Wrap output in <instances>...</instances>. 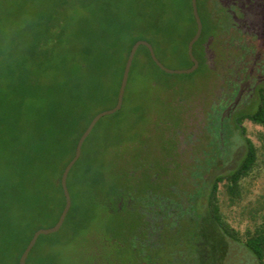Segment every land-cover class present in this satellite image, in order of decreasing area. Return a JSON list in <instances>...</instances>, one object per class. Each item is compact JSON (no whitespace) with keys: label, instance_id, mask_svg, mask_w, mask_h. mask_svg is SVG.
I'll list each match as a JSON object with an SVG mask.
<instances>
[{"label":"trees","instance_id":"obj_1","mask_svg":"<svg viewBox=\"0 0 264 264\" xmlns=\"http://www.w3.org/2000/svg\"><path fill=\"white\" fill-rule=\"evenodd\" d=\"M252 2L197 0L203 32L193 49L200 63L193 74H166L146 47L139 48L123 108L96 125L69 174L72 207L62 228L40 237L27 264H60L58 250L78 244L85 250L84 264H140L134 257L144 251L134 250V235L148 223L149 209L154 213L162 206L189 207L201 214L202 225L199 218L191 219L185 244L196 255L194 264H245L233 256L231 243L244 250L247 264H264V218L240 238L225 220L218 196L224 184L235 203L241 198V182L257 166L259 149L242 124L249 120L264 126V87L252 107L226 117L220 114L224 102L213 108L203 174L195 175L203 176V188L193 186L192 176L187 177L192 188L186 190L168 178L167 170L154 175L140 104H132L129 126L105 123L126 113L136 82L163 108L183 93L177 102L181 110H173L181 118L183 103L195 91L191 81L218 75L232 29L256 28L264 39L261 17L256 14L257 20L249 24ZM196 32L192 0H0V264H19L34 234L57 224L66 204L62 174L92 120L116 107L132 47L147 41L167 68L189 69L188 45ZM231 123L240 132L245 154L236 168L222 175L216 165L228 155ZM163 141L170 145L157 150L164 156L158 165L171 172L172 158L166 153L175 146L171 139ZM156 203L160 205L155 208ZM166 234L165 243L172 244H166L167 257L175 243L179 246V235Z\"/></svg>","mask_w":264,"mask_h":264},{"label":"rangeland","instance_id":"obj_2","mask_svg":"<svg viewBox=\"0 0 264 264\" xmlns=\"http://www.w3.org/2000/svg\"><path fill=\"white\" fill-rule=\"evenodd\" d=\"M253 3L252 0H249ZM255 9H253V15L250 25H253L254 21L257 20L256 14L259 16V23L264 24V0H255ZM250 30V29H249ZM251 32L255 35H259L258 29L253 28ZM264 36V33L262 34ZM264 41V39H262ZM264 43V42H263ZM226 57L225 55L223 58ZM217 76L212 79L205 81L200 78H196L191 81L195 91L191 94L188 101L183 103L184 113L181 118L177 114H173V110L176 107L181 110V104L177 103L180 96L183 93H177L176 98L172 104L167 107L160 106L159 102H155L154 95H150L145 92V85L143 83L136 82L132 87V91L128 94L130 98V105L128 110L122 117H118L109 121L106 124H111L117 121L123 122L125 126H129L131 123L130 115L134 103L140 104L145 111H143L144 123L140 124L142 134L149 137L151 142L149 145V162H153L154 168L153 173L157 177L162 175V171H169L167 176L172 180L178 182L180 189H191V184L187 182L189 175L188 169L191 164L195 162V159H199L201 152L205 151V147L209 142L207 141L208 132L211 133L210 125V114H212L213 108H218L222 102L224 106L234 97L226 98V92L228 91L229 75L223 71L221 62L217 66ZM187 88H188V84ZM188 90H190L188 88ZM190 92V91H188ZM229 99V100H228ZM254 100V99H253ZM252 101H249L248 96L244 97L246 105L252 107L254 105ZM244 103V102H243ZM133 104V105H132ZM226 108V107H225ZM222 109V107H220ZM219 110V109H218ZM222 114V110L221 113ZM234 117V124L236 123ZM232 124V123H231ZM234 124L229 128L228 136V155L226 158L217 163L216 167L218 173L227 175L231 170L237 167L238 163L243 159L245 154V144L240 135V132L235 129ZM242 126L246 129V136L252 140L255 146L259 149L258 152V163L252 173L241 182V198L235 203H231L224 184L219 186V204L221 212L225 220L231 225V227L239 233L240 238H245L248 231H254L256 225L263 222L264 218V126L260 124H254L249 120H245ZM226 132V131H225ZM227 135V132H226ZM167 136V137H165ZM168 141L173 140L175 150L166 153L171 157L172 171L167 168L162 169L158 165V159H164L157 150H160L162 146L169 147L170 144H166L163 139ZM174 151V155H173ZM154 160V161H153ZM157 164V165H156ZM219 167V168H218ZM169 168V169H170ZM157 205L154 204L156 208ZM151 212L153 209H149ZM95 228H93L94 230ZM169 245V240H167ZM88 248V247H87ZM86 249V248H85ZM234 255L237 256L239 261L245 260V264L249 260L244 250L231 243V250ZM59 252V263L60 264H84L83 254L85 250L80 244L72 245L69 248H60ZM245 255V257H244ZM253 263V261H249ZM254 264V263H253Z\"/></svg>","mask_w":264,"mask_h":264},{"label":"flooded vegetation","instance_id":"obj_3","mask_svg":"<svg viewBox=\"0 0 264 264\" xmlns=\"http://www.w3.org/2000/svg\"><path fill=\"white\" fill-rule=\"evenodd\" d=\"M263 42L258 35L253 34L249 29H232L231 35L226 39L223 51L226 58L221 59L222 69L229 75L225 99L234 97L222 111L223 116H230L239 108L245 107L247 102L244 101V97L248 96L249 101H252L257 97L260 88L264 87ZM237 98L238 102L235 103ZM228 108L230 109L228 110ZM200 156L189 166L188 177L192 176L191 182L193 181L194 187L203 188V176L202 178L195 177L198 173L203 174V150ZM162 207L154 209V213L150 212L148 223L140 226L139 233L134 235L136 244L134 250L144 251V255L136 254L134 260L140 264H194L193 257L196 255L193 256L191 251L186 250L185 244L190 227L193 225L191 219H200L201 214L196 209L192 211L189 207L182 209L175 207L164 209ZM160 209H162L161 212H159ZM202 209L201 206L199 210ZM199 224L202 225V218ZM145 227L147 229L146 235L144 234ZM166 232L170 236L179 235L175 240L179 246L177 247L175 242V247L172 249L168 246L170 251L168 250L167 257L165 256L167 245L164 241L168 238ZM164 259L166 261L163 262Z\"/></svg>","mask_w":264,"mask_h":264},{"label":"water","instance_id":"obj_4","mask_svg":"<svg viewBox=\"0 0 264 264\" xmlns=\"http://www.w3.org/2000/svg\"><path fill=\"white\" fill-rule=\"evenodd\" d=\"M192 10H193V15H194L196 25H197V32L188 45V56H189V58L193 64L192 67L189 69H182V70H173V69L167 68L164 64H162L159 61V59L157 58V56L155 54L154 48L147 41H138L132 47L130 54L128 56L127 62H126L124 73H123L116 107L114 109L107 110V111H104V112L98 114L92 120V122L90 123L87 130L84 132V134L82 135V137L80 138V140L77 144L76 153H75L74 158L70 161V163L67 165L66 169L64 170V172L62 174L61 186H62L63 193L65 196L66 204H65V208H64L57 224L54 227L49 228V229H40L34 234L33 238L31 239L30 243L28 244L26 250L22 254L19 264H27L26 263L27 258L29 256V254L31 253V251L33 250V248L36 246V244H37V242L41 236L53 235V234L59 232L60 229L62 228V226L65 222V219H66V217H67V215H68V213L72 207V198H71L68 186H67L69 174L72 171V169L74 168V166L77 164L79 159L81 158L83 146H84L86 140L89 138V136L93 132V130L95 129L96 125L103 118L108 117V116H112V115L116 114L117 112L121 111V109L123 108L124 98H125L126 89H127L128 82H129L131 68H132L133 61L135 59V56H136L139 48L141 46L146 47L150 53V57H151L152 61L156 64V66L160 70H162L166 74H169V75H190V74H193L194 72H196L198 70L200 63L196 59V57L194 56L193 49H194V45L199 41V39L202 35L203 24H202V20L199 16V13H198L197 0H192ZM237 102H238V98L236 99L235 103H237ZM229 109L230 108H228V110Z\"/></svg>","mask_w":264,"mask_h":264}]
</instances>
